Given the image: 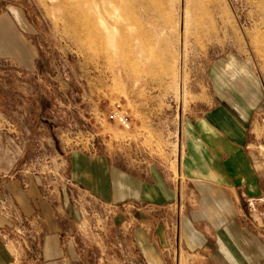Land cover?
<instances>
[{
    "label": "rangeland",
    "instance_id": "rangeland-1",
    "mask_svg": "<svg viewBox=\"0 0 264 264\" xmlns=\"http://www.w3.org/2000/svg\"><path fill=\"white\" fill-rule=\"evenodd\" d=\"M160 8L152 0H0V198L9 197V183L40 182L93 264L140 260L117 210L87 204L71 177L72 154L114 165L123 152L176 158L182 79L195 74L190 89L198 90L196 79L203 82L218 56H252L264 69V0H171ZM116 104L131 131L110 120ZM68 209L78 212L75 221Z\"/></svg>",
    "mask_w": 264,
    "mask_h": 264
},
{
    "label": "crops",
    "instance_id": "crops-1",
    "mask_svg": "<svg viewBox=\"0 0 264 264\" xmlns=\"http://www.w3.org/2000/svg\"><path fill=\"white\" fill-rule=\"evenodd\" d=\"M207 62L198 90L190 89L195 74L182 79L176 158L123 152L114 165L72 154L71 177L87 204L117 210L140 264H264L263 64L238 55ZM30 184L9 183L0 198V264H93L71 220L58 216L40 182Z\"/></svg>",
    "mask_w": 264,
    "mask_h": 264
},
{
    "label": "built area",
    "instance_id": "built-area-1",
    "mask_svg": "<svg viewBox=\"0 0 264 264\" xmlns=\"http://www.w3.org/2000/svg\"><path fill=\"white\" fill-rule=\"evenodd\" d=\"M109 118L112 121L118 123V125L125 131H131L132 125L129 117L125 114L121 104H116L113 106L109 113Z\"/></svg>",
    "mask_w": 264,
    "mask_h": 264
},
{
    "label": "bare ground",
    "instance_id": "bare-ground-1",
    "mask_svg": "<svg viewBox=\"0 0 264 264\" xmlns=\"http://www.w3.org/2000/svg\"><path fill=\"white\" fill-rule=\"evenodd\" d=\"M149 1H151V0H149ZM152 1H154V4H156V8H160V3H163V4H167L169 1H171V0H152ZM161 9V8H160ZM162 10V9H161ZM95 42H96V39H95ZM94 56H97L96 55V53L94 54Z\"/></svg>",
    "mask_w": 264,
    "mask_h": 264
}]
</instances>
